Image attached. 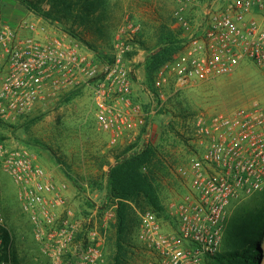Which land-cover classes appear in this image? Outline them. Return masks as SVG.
I'll list each match as a JSON object with an SVG mask.
<instances>
[{"label":"built area","instance_id":"1","mask_svg":"<svg viewBox=\"0 0 264 264\" xmlns=\"http://www.w3.org/2000/svg\"><path fill=\"white\" fill-rule=\"evenodd\" d=\"M171 4L170 29L178 32L180 47L141 89L156 110L163 108L170 85L180 89L192 82H212L234 74L245 62L254 64L264 78V0ZM140 29L138 21L125 17L109 59L99 61L57 21L37 15L15 25L0 21V122L15 124L42 101L86 90L95 125L108 136L110 147L133 145L136 136L148 143L151 127L135 99L138 78L126 63ZM186 130L184 156L173 166L185 189L171 206L173 228L165 230L161 217L150 209L139 215L133 248L139 264H203L221 251L231 204L264 189V99L229 113L200 112ZM0 161L17 186V200L30 216L46 264L105 263L114 203L109 201L108 211L95 206L82 231L77 221H69L66 185H56L28 151L0 144ZM5 228L0 202V229ZM10 255L11 246L0 235V264H10Z\"/></svg>","mask_w":264,"mask_h":264},{"label":"rangeland","instance_id":"2","mask_svg":"<svg viewBox=\"0 0 264 264\" xmlns=\"http://www.w3.org/2000/svg\"><path fill=\"white\" fill-rule=\"evenodd\" d=\"M105 1L107 13L97 14V17L104 20L101 32L94 34V32H87L86 28L78 29L76 27L75 29L80 32L88 44L86 46L82 43L84 47L97 56L99 61H102L109 59L113 50V39L125 17L141 24L140 32L135 35L133 51L126 57V63L133 67L135 76L138 78L134 86L135 99L140 102L147 114V123L151 127L149 143L155 144L160 154L165 158L163 167L159 171V178L156 180V187L161 206L166 211L163 214L164 218L161 217V221L164 229L170 230L173 228L170 222L173 212L171 206L185 192L181 181L173 173V166L184 156V139L189 122L200 112L207 115L229 113L238 107L249 104L254 99H264V78L254 64L245 62L234 74L219 77L212 82H192L183 85L180 89L170 85L167 88V99L163 103V108L156 110V107H153L155 103H152L141 90L143 86L150 85V80L146 79L145 72H137V63H128L127 59L139 56L145 58L156 49L159 38L171 34L176 37L178 32L170 29L172 8L159 7L154 2L149 5H141L135 0ZM43 7L48 9L47 3ZM148 8L152 11L147 12ZM33 15L35 14L27 11L21 4L13 0H0L1 22L15 25L22 20L32 18ZM162 25L167 26L164 28ZM71 95L72 97L67 99L60 97L40 102L33 111L24 115L15 124L0 122V144L8 150H15L20 146L36 148L50 156L54 165L58 166V172L60 170L75 183H88L91 188L87 189L78 184L77 192L82 195V199L73 201L72 196L71 201H66V206L70 211L69 221H77L79 229L84 231L88 220L92 219L91 215L95 206L103 207L106 211L109 210V201L104 200L108 191L106 179L108 167L115 163L116 157L128 145L109 146L108 136L99 131L95 125L94 107L87 100L89 98L88 91H76ZM82 97L85 99H81ZM142 143L141 137L136 136L134 144L140 147ZM262 191L264 189L255 194ZM16 192L17 186L4 170L0 161L2 214L10 232L21 233L16 240L13 238L15 258L18 264H26L27 257L34 262L37 253H39V246L33 237L34 226L30 216L22 210ZM255 194L241 202L231 204L224 222V233L234 212L240 206L249 203ZM133 210L131 248L127 254L126 264L141 262L133 248L137 245L135 234L139 215L147 209L141 211L134 208ZM99 215L100 213L97 214V216ZM166 216L167 219H165ZM114 223L115 218L113 220L109 218L104 247V264H110L113 253ZM102 224L103 222L99 223V221L97 223L98 227H101ZM259 247L261 257L258 264H264V232ZM223 251H226V247L222 240L221 252ZM10 264H14L11 255ZM203 264L214 263L209 262L207 258Z\"/></svg>","mask_w":264,"mask_h":264},{"label":"trees","instance_id":"3","mask_svg":"<svg viewBox=\"0 0 264 264\" xmlns=\"http://www.w3.org/2000/svg\"><path fill=\"white\" fill-rule=\"evenodd\" d=\"M13 1L45 20L59 21L68 32L86 46L88 44L75 28H86L87 32L99 33L104 27L102 22L104 20L97 17V14L107 13L105 0ZM45 3L48 9L43 7ZM173 36L171 34L159 38L156 49L148 54L144 64L146 79L151 81L157 67L169 60L179 49L178 41ZM71 97L70 94L65 98ZM164 160L158 147L148 142L140 147L136 144L128 146L116 157L115 163L108 167L106 196L116 205L113 253L110 264H126L127 262V254L131 248L134 208L141 211L150 209L158 217H163L166 213L161 206L156 187V180L159 178V171L163 167ZM249 201L234 212L227 225L223 235L226 251H220L217 255L208 258L209 262L212 261L214 264H258L260 262L259 244L264 232V191L255 194ZM167 218L166 216L165 219ZM0 235L4 242L11 246L12 262L18 264L13 237L7 225L5 229H0Z\"/></svg>","mask_w":264,"mask_h":264},{"label":"crops","instance_id":"4","mask_svg":"<svg viewBox=\"0 0 264 264\" xmlns=\"http://www.w3.org/2000/svg\"><path fill=\"white\" fill-rule=\"evenodd\" d=\"M154 3L156 5L158 4L159 7L168 6L169 8H172L171 0H154ZM155 26H157V25H155ZM163 26H167V25H162V27ZM146 59H147V57H145V58H143L141 56H139L137 58L133 57V58L129 59L128 63H132V62L137 63V72L142 73V72H144V64H145ZM135 83H136V80H135ZM81 99L84 100L85 97H82ZM87 100H89V103L92 104V101L90 100V98H88ZM18 149H24V150L28 151L35 158L36 164L42 166L51 175L52 180L54 181V183L56 185H59V184H65L66 185V190L64 191V195H65V198L67 201H71L72 196H73V201H79V198L82 199V197H81L82 195H79V193L77 192V189L79 188L78 184L81 185L83 188H86V189L91 188V187H89L87 182L75 183L70 177H68L66 174L62 173L60 170L58 172V169H57L58 166L54 165V163L50 159V156L46 155V153L39 151L38 149L33 148V147L20 146V147H18ZM88 198L91 199L90 196H88ZM104 200L109 201L107 196L105 197ZM5 225H7L6 221H5ZM20 234L21 233H19L18 231H13L12 236H13L14 240H16L17 236H20ZM26 261H27L26 264H46V259L40 254V252L37 253V257L34 259V262H33V260H31L28 257H27Z\"/></svg>","mask_w":264,"mask_h":264}]
</instances>
